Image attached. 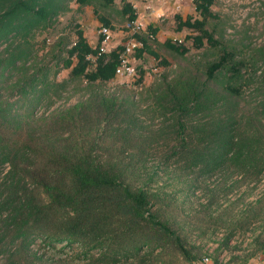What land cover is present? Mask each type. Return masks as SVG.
I'll list each match as a JSON object with an SVG mask.
<instances>
[{"label":"trees","instance_id":"obj_1","mask_svg":"<svg viewBox=\"0 0 264 264\" xmlns=\"http://www.w3.org/2000/svg\"><path fill=\"white\" fill-rule=\"evenodd\" d=\"M68 2L77 10L90 5L95 20L112 27L106 10L114 0H0V264L198 260L176 230L171 214L177 207L161 197L159 186H150L156 171L146 163L153 144L162 148L160 161L165 170L173 168L185 196L198 200L194 192L201 191L199 213L204 208L215 220L226 216L222 246L236 230L264 223V188L255 194L264 178V71L257 75L264 43L245 56L223 47L206 23L212 0H194L201 18L175 15L177 31H198L195 47L207 41L221 54L202 72L183 68L173 79L162 76L150 95L152 110L165 119L156 129L143 134L153 121L143 123V108L126 91L119 94L118 86L92 90L74 105L38 116L45 100V111L53 103L50 92L59 96L70 82L111 81L122 50L98 55L100 37L89 46L80 30L68 48L60 38L35 43ZM121 2L122 20L133 21L134 9ZM139 36L143 48L136 57L153 53L155 44L179 56L186 52L176 42ZM44 45L53 57L40 64L37 50ZM62 68L69 75L58 81ZM249 87L253 92L246 95ZM210 209L219 212L214 216ZM253 242L264 248L261 234Z\"/></svg>","mask_w":264,"mask_h":264},{"label":"rangeland","instance_id":"obj_2","mask_svg":"<svg viewBox=\"0 0 264 264\" xmlns=\"http://www.w3.org/2000/svg\"><path fill=\"white\" fill-rule=\"evenodd\" d=\"M121 6V0H115L111 7L106 10L112 23V27L110 28L113 33H116L114 42H111L115 44V47H120L125 42L121 32L124 31L127 21L122 20L119 14ZM190 7L191 13H187L184 18L188 16L191 19H200L201 16L194 10V3L190 4ZM209 11L210 15L206 17L207 27L211 31L215 30L214 38L223 47L237 48L240 55L245 56V54L251 53L253 48H257L264 43V0H212ZM157 19L159 20L157 24L161 27V32L159 37L156 36V41L176 42L175 45H183L186 52L182 56H179L173 51L166 50L155 44L152 47L153 53L144 51L138 57L132 55V59H134L133 63L135 66H138L142 76L140 89L136 91L133 87L125 86L123 80L117 79L115 81L116 86L119 87L117 88L119 94L126 91L133 101L139 103L143 108V113L140 117L142 122L149 124L153 121L154 124L144 129L143 134L149 133L147 129H156L157 125L165 120L161 114L152 110V100L150 99V95L160 87L162 76L165 75L169 80L173 79L183 68L192 72H202L207 62L216 60L221 54L220 48L210 46L207 44V41H203L200 47H195L193 38L199 34L198 31L186 27L177 31V24L175 19H173V15L168 18L159 16ZM100 26L101 23L95 20L91 12H85L84 8L77 10L73 2H68L67 10L62 12L55 23L50 25L48 29L36 36L35 43H42L44 41L43 44L47 45L60 38L59 40H63L62 44L68 48L71 42L76 41L75 33L77 30H80L83 32L88 45L94 47L98 42ZM45 45L44 47H38L39 50H37V60L40 61V64L51 61L53 57L51 53H45V50L48 48ZM260 65L261 68L257 72V75L261 71H264V63ZM153 67L158 68L159 76L147 74L149 68ZM69 71V69L62 68L58 72L56 79L61 81L63 78H67ZM254 85L257 86L258 83ZM110 86V81L104 82V85L99 81H95L91 85H88L84 81L70 82L61 91L59 96H54L50 92L53 103L45 111V100L36 109V114L39 116L41 113L44 112L43 114H46L55 108H65L72 104L74 105L82 100L88 92L92 90H107V87ZM249 92H253L252 87H249L245 91V94L248 95ZM156 148L158 147H155V144H153L150 150L151 156H149L150 158H148L146 163V168L149 172L156 171L155 179L150 183V186L152 188H155L156 185L159 186L161 197L163 199L170 197L171 202L177 207L171 214L172 219L176 222V230L185 239L187 246H191L193 255L199 258L192 264H206L203 262V258L205 257H208L212 262L218 260L230 264L234 263L240 254L255 252L257 247L253 239L259 234L264 238V223H255L245 232L236 230L235 235L230 239L226 247L222 246V239L227 235L230 225L227 220V222L225 221L226 216L215 220L207 216L204 208L199 213L197 211L198 201L205 202L201 191L196 190L194 192L199 197L198 200L189 193L185 196L183 188L175 180V176L170 173L173 168L165 170L164 165L160 161V150L162 148ZM263 188L264 178L257 185L255 194L259 195ZM253 197L249 196L247 199L252 200ZM219 201L223 206L228 204L223 200ZM209 212L215 216L219 211L213 213L212 209H210ZM65 250L72 252L68 247ZM166 254L175 255V251L167 249ZM176 258L178 257L176 256ZM166 261L168 262L169 260L166 258ZM150 263L148 261L147 264ZM171 264L190 263H184L178 258V260H174Z\"/></svg>","mask_w":264,"mask_h":264},{"label":"built area","instance_id":"obj_3","mask_svg":"<svg viewBox=\"0 0 264 264\" xmlns=\"http://www.w3.org/2000/svg\"><path fill=\"white\" fill-rule=\"evenodd\" d=\"M173 8L177 11L184 3L192 4L194 0H169ZM124 36L126 38L125 42L121 44L122 50L118 54V63L116 65L115 73L113 79L110 81V87L114 88L116 86L115 81L117 79L123 80L125 86L133 87L136 91L140 89V81L135 83L137 78L140 77V69L133 63L132 55L136 50L143 48V39L139 36L140 34H145L147 39L154 40L155 35L151 30H147V26L143 21L139 19H134L133 21L127 22L124 26ZM114 33L110 27L100 26L99 37L100 42L98 45L97 54L109 52L111 47V42L113 40ZM180 42V41H179ZM148 75L152 74L154 76H159L158 68H149ZM209 261L208 257L203 258V262L207 263Z\"/></svg>","mask_w":264,"mask_h":264},{"label":"crops","instance_id":"obj_4","mask_svg":"<svg viewBox=\"0 0 264 264\" xmlns=\"http://www.w3.org/2000/svg\"><path fill=\"white\" fill-rule=\"evenodd\" d=\"M125 2L129 3L132 6L136 14L135 18L143 21L147 26V30L150 31V27L156 29V33L154 34L155 39L156 36L159 37V34L161 32V27L157 24V21H159L157 17L164 16L165 18H168L173 15L174 19V16L177 15L180 18L184 19V16L187 13H191V7L189 3H184L183 5H181L179 10L176 11L169 0H125ZM83 8L85 12H92V8L90 5ZM121 35L123 40H126L124 31L121 32ZM115 37L116 33H114L112 42H114ZM110 44L112 49L115 48V44ZM219 262L222 264H228L224 261ZM206 264H214V262L209 260ZM230 264H264V248L261 250L255 249V252L251 254H240L236 261Z\"/></svg>","mask_w":264,"mask_h":264}]
</instances>
